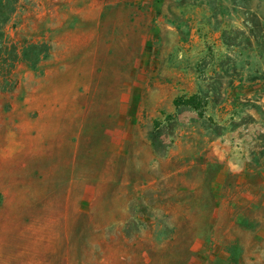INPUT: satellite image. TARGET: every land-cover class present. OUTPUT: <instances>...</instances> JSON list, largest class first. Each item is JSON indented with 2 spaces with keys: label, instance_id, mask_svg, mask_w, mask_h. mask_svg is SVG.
<instances>
[{
  "label": "rangeland",
  "instance_id": "1",
  "mask_svg": "<svg viewBox=\"0 0 264 264\" xmlns=\"http://www.w3.org/2000/svg\"><path fill=\"white\" fill-rule=\"evenodd\" d=\"M0 264H264V0H0Z\"/></svg>",
  "mask_w": 264,
  "mask_h": 264
},
{
  "label": "trees",
  "instance_id": "2",
  "mask_svg": "<svg viewBox=\"0 0 264 264\" xmlns=\"http://www.w3.org/2000/svg\"><path fill=\"white\" fill-rule=\"evenodd\" d=\"M198 102H199V97L198 96H192L186 100L180 99V100L175 101V105L176 106L187 105V106H193L195 108H199ZM199 114H200V116H202L203 111H201Z\"/></svg>",
  "mask_w": 264,
  "mask_h": 264
}]
</instances>
